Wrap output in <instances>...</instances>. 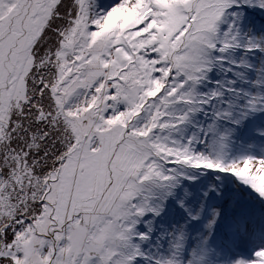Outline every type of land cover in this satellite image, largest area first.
I'll return each mask as SVG.
<instances>
[{"label": "snow or ice", "instance_id": "snow-or-ice-1", "mask_svg": "<svg viewBox=\"0 0 264 264\" xmlns=\"http://www.w3.org/2000/svg\"><path fill=\"white\" fill-rule=\"evenodd\" d=\"M0 264H264V0H0Z\"/></svg>", "mask_w": 264, "mask_h": 264}]
</instances>
